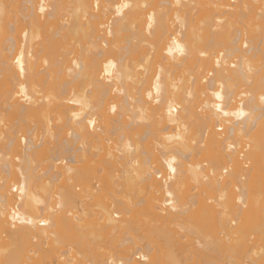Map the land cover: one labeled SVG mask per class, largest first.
I'll list each match as a JSON object with an SVG mask.
<instances>
[{
    "label": "bare ground",
    "instance_id": "bare-ground-1",
    "mask_svg": "<svg viewBox=\"0 0 264 264\" xmlns=\"http://www.w3.org/2000/svg\"><path fill=\"white\" fill-rule=\"evenodd\" d=\"M0 86V264H264V0H0Z\"/></svg>",
    "mask_w": 264,
    "mask_h": 264
},
{
    "label": "rangeland",
    "instance_id": "rangeland-1",
    "mask_svg": "<svg viewBox=\"0 0 264 264\" xmlns=\"http://www.w3.org/2000/svg\"><path fill=\"white\" fill-rule=\"evenodd\" d=\"M234 5H235V4H234ZM233 20H234V19H233ZM0 87L2 88V86H0ZM1 88H0V90L2 91V89H4V88H2V89H1ZM2 92H3V91H2ZM2 92H1V93H2ZM1 93H0V95H1ZM4 97H6V96H4ZM4 97H3V95L0 96V103H1L2 99H3V101L6 100ZM3 101H2V102H3ZM3 114H4V116H5L6 118H9V119H16V115H13V114L11 115V114H9V113H4V112L2 113V115H3ZM109 126L111 127V125H109ZM138 128H139V127H138ZM139 130L141 131V130H143V129L141 128V129H139ZM141 132H142V131H141ZM95 164H96V163H95ZM101 165H102V164H101ZM92 166H93V165H92ZM95 167H97V170L99 169L98 171L96 170V172H98V173H99V171L101 172L102 168L100 167V164L98 165V163H97V164L95 165ZM102 167H103V166H102ZM117 167H118V165H117ZM105 168H106V167H105ZM105 168H104V169H105ZM219 168H220V167H219ZM106 169H107V168H106ZM109 170H110V169H107V170H104V171L102 170L101 175H102L103 173L105 174V173L108 172ZM219 170H220V169H219ZM227 172H228V171H227ZM99 174H100V173H99ZM162 177H163V174H162ZM163 178H164V177H163ZM163 178H162V179H163ZM96 182H97V180L94 179L92 183H96ZM99 182H100V183H99ZM101 184H102V181H98L97 185H99V187H101V186L103 185V184H102V185H101ZM77 188H78V190H77ZM77 188H75V189H76V193H78V194H81V193H82V194H83V191H82V190H84V189H83V186L79 185V186H77ZM189 189L191 190V186H190ZM190 190H189V191H190ZM191 191H193V189H192ZM191 191H190V192H191ZM191 193H192V192H191ZM104 201H106V200H104ZM211 204H213V201H211ZM94 209H95V210H98V209L95 208V207H94ZM98 211H99V210H98ZM98 211H97V212H98ZM193 213H194V212H191V214L189 213V214H190V216H189L190 218H191V215H192ZM195 214H196V212L194 213V217H195ZM196 216H198V215L196 214ZM189 217H188V218H189ZM192 218H193V217H192ZM188 220H189V219H188ZM195 220H196V217H195ZM200 220H201V219H200ZM206 220H207V221L209 220V221L207 222V221H204V219H203V221H204L203 224L199 221L200 223L198 222V225H197V222H196V221H194L193 223H192L191 221H188V222L191 223V224H190V223H188L187 220H186V224H185V225H186V227H187L188 229L191 228V233H192V232H193V233H197V232H198V233L200 234V235H199V234L197 233L199 236H201V235H203V236H204V235H205V236L210 235V238H211V236H214V234H215V228H217V227L215 226V224H217V223H216L215 220H213V221H215V222H213L212 220L210 221V219H206ZM211 222H212V224H211ZM214 223H215V224H214ZM236 223H237V222H236ZM250 223H251V222H250ZM188 224H189V225H188ZM194 224H195V226H196L197 229H196L195 227H193ZM201 224H202V226L200 227ZM217 225H218V224H217ZM197 226H198V227H197ZM214 226H215V227H214ZM233 226H234V228H235V227H237V226H239V225L237 224V225H233ZM233 226H232V227H233ZM248 226H249V225H248ZM246 227H247V226H245V228H246ZM234 228H233V229H234ZM237 228H239V227H237ZM241 229H244V228L241 227ZM249 229H250V228H248V230L245 231L242 235L239 234V235H241V236H240V239L243 238V237H247L246 239L250 240L249 243H253V242H254V243H258V244H259V243H260V240L257 241V240L259 239V238H258V235H255V234L252 235V232L249 231ZM216 230H220V229L218 228V229H216ZM194 231H195V232H194ZM144 234H145V233H143V232H141V231L137 233V235H140V236H141V235H144ZM250 234H251V236H250ZM187 235H189V234H187ZM187 235H185L186 237L183 235L186 239L183 237V238H182V242L184 241V242L186 243V241L189 240L190 243H191V242H192L191 240L193 239L192 237H193L194 235L191 234V237H190V238H189V236H187ZM192 235H193V236H192ZM239 235H238V236H239ZM1 236H2V237L4 236V238H3L4 240H2V241L5 242V241L7 240V234H4V235L2 234ZM121 236H122V235H120L119 238H121ZM249 236H250V237H249ZM263 236H264V235H263ZM122 237H123V236H122ZM235 237H236V236H235ZM191 238H192V239H191ZM207 238H208V243H209V241L211 242L212 238H211V239H210L209 237H207ZM262 238H264V237H262ZM100 239L102 240V238H99V240H100ZM183 239H185V240H183ZM209 239H210V240H209ZM97 240H98V239H97ZM101 240H100V243H102V244L105 243V244H104V246L102 247L101 250L96 249V252H98V254H100V253H103V254H104V253H106V254L109 253L108 248L110 249V245H109V246L106 245V240L108 241V239L104 238L102 242H101ZM116 241H117V240H115V242H116ZM136 241H137V242H138V241H139V242H143L144 240H143V239H136ZM261 241L264 242V240H261ZM3 242H1V243H3ZM184 242H183V243H184ZM100 243H99L98 245H101V246H102V244H100ZM185 243H184V244H185ZM261 243H262V242H261ZM107 244H108V243H107ZM209 244H210V243H209ZM262 244L264 245V243H262ZM262 244H261V245H262ZM186 245H187V244H186ZM212 245H213V244H212ZM101 246H99V247L101 248ZM105 246H106V247H105ZM182 246H183V245H182ZM50 247H51V246H49V247H48L46 250H44V251H38L37 253H39V254L36 253L35 255H33V258H35L34 260H36V261H37V260H38V261L40 260V261H41L40 263H42V264H53V263H54L53 259H54V257L56 256L54 253H56L57 250H56V249H55V250H54V249L52 250L53 245H52L51 248H50ZM179 247H181V246H178L177 248H179ZM54 248H55V246H54ZM59 248L61 249L60 246H59ZM175 248H176V247H175ZM183 248H185V246L182 247V249H183ZM210 248H211V245H210ZM210 248H209V250L212 249V248H211V249H210ZM57 249H58V247H57ZM187 249H189V250H187ZM187 249H184L185 251H183L184 254H185L186 251H187V255L185 254L186 257L184 256V254L182 253L181 250L179 251V249H178V250L176 251V250L174 249V250L176 251V252H175V253H176L175 256H177V257H178V256H182V258L184 259V260L182 259V260L180 261V263L185 262L186 260L189 259V260H191V261H189V262L186 261V262L183 263V264H186V263H187V264H189V263L192 264V262H193V264H215V263H217L218 260L221 258V257H220L221 255L228 254V252H223V253H221L223 250H222V251H219V250H217V251H216V250L212 251V250H211V251H212L211 253H210L209 250L207 251V252H209V253H206V251H203V253H202V251H201L200 254H199V253L197 252L198 250L193 251L194 249H190L189 247H188ZM105 250H106V251H105ZM110 250H111V249H110ZM54 251H56V252H54ZM199 251H200V250H199ZM96 252H95V253H96ZM99 252H100V253H99ZM110 252H111V251H110ZM178 252H179V253H178ZM188 252H189V254H188ZM190 252H191V253H190ZM193 252H195V253L192 255ZM219 252H220V253H219ZM173 253H174V252H173ZM175 253H174V254H175ZM180 253H182V255H181ZM56 254H57V253H56ZM96 254H97V253H96ZM201 254L203 255V257H201V256H202ZM205 254H206V255L208 254V255L206 256ZM22 255H23V254H22ZM38 255H39V256H38ZM199 255H200V256H199ZM204 255H205V256H204ZM193 256H194V257H193ZM37 257H38V259H37ZM99 257H100V256H99ZM99 257H98V258H99ZM187 257H188V258H187ZM189 257L192 258V259H190ZM39 258H40V259H39ZM180 258H181V257H180ZM218 258H219V259H218ZM222 258H223V257H222ZM222 258H221V259H222ZM95 259H96L97 262L95 261ZM95 259H94L93 261L90 260L91 263H90V261L88 260V261H89L88 264H93V263H95V264H99V260L101 261V259H97V257H95ZM139 260H141V259H135V261H139ZM50 262H51V263H50ZM54 264H55V263H54Z\"/></svg>",
    "mask_w": 264,
    "mask_h": 264
},
{
    "label": "built area",
    "instance_id": "built-area-1",
    "mask_svg": "<svg viewBox=\"0 0 264 264\" xmlns=\"http://www.w3.org/2000/svg\"><path fill=\"white\" fill-rule=\"evenodd\" d=\"M218 132H219V133H223L224 130H223V129H222V130H218ZM226 171H227V169H225L224 171H222V173L224 174ZM158 179H161V178H158ZM136 259H139V258H136Z\"/></svg>",
    "mask_w": 264,
    "mask_h": 264
}]
</instances>
